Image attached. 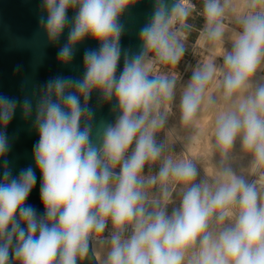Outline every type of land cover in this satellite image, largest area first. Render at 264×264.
I'll use <instances>...</instances> for the list:
<instances>
[{
  "label": "clouds",
  "instance_id": "clouds-1",
  "mask_svg": "<svg viewBox=\"0 0 264 264\" xmlns=\"http://www.w3.org/2000/svg\"><path fill=\"white\" fill-rule=\"evenodd\" d=\"M131 2L43 0L46 16L39 23L49 40L58 41L69 28L58 52L61 63L73 60L75 45L86 37L100 47L84 52L82 78L49 79L35 103L0 95V129L7 128L18 106L27 116L35 112L39 139L33 156L44 207L38 215L25 203L37 182L33 168L13 176L5 159L0 264H11L10 257L19 264H77L91 255L93 242L107 249L102 264H264V176L249 183L225 163L210 187L195 182L199 173L192 161L172 157L163 159L157 175L142 176L146 164L160 160L164 151L156 134L167 118L161 108L173 99L176 86L174 79L152 76L153 63L180 61L185 48L174 25L186 26L192 6L188 0L171 5L156 0L139 32L142 48L130 54L120 44L125 31L120 18ZM225 7L222 0H204L209 40L223 38ZM246 7L241 30L223 57L224 98L232 106L216 118L214 135L224 161L239 139L259 167L264 165V83L253 77L264 66V0H246ZM70 8L77 10L72 19ZM215 71L208 64L193 72L180 101L185 123L196 116ZM94 90L106 101L115 98L119 112L114 123L102 125L99 144L88 105ZM10 150V138L0 130V158ZM170 181L184 187L179 207L169 214ZM157 184L162 199H150L145 189ZM109 223L112 230L104 237Z\"/></svg>",
  "mask_w": 264,
  "mask_h": 264
},
{
  "label": "water",
  "instance_id": "water-1",
  "mask_svg": "<svg viewBox=\"0 0 264 264\" xmlns=\"http://www.w3.org/2000/svg\"><path fill=\"white\" fill-rule=\"evenodd\" d=\"M168 2L171 5L178 3L179 0ZM42 3L43 0H0V95L20 101L27 97L35 103V98L42 95L43 86L49 79L56 76L82 78L84 52L100 47L98 41L90 36L86 37L75 45L73 60L68 64L61 63L58 52L67 43L69 28L65 29L58 41L49 40L39 23V17L46 16V11L41 7ZM155 6L156 0H132L120 18L125 28L120 40L122 49L130 54L141 50L139 32L150 21ZM76 11L70 8L68 17L72 19ZM122 69L123 56L118 64L117 76ZM88 105L95 113L92 121L95 129L93 140L99 144L102 125L115 122L119 114L118 104L115 98L106 101L99 91L94 90ZM114 105L116 110L113 108ZM34 119V111L31 116H27L18 106L7 128L0 129L7 132L11 144V150L5 157L0 158V177L4 171L5 159L9 162L8 167L13 176H17L21 169L31 166L36 173L37 182L25 203L32 205L38 215H43L44 207L40 199L42 176L33 156V146L39 139ZM10 259L11 264H19L11 257ZM77 264H99L93 244L91 255L78 259Z\"/></svg>",
  "mask_w": 264,
  "mask_h": 264
},
{
  "label": "rangeland",
  "instance_id": "rangeland-1",
  "mask_svg": "<svg viewBox=\"0 0 264 264\" xmlns=\"http://www.w3.org/2000/svg\"><path fill=\"white\" fill-rule=\"evenodd\" d=\"M225 2L228 5H226ZM229 2H231L233 4V3H235V0H231V1L230 0H224V4L226 7H225V15L222 19V23L224 26L223 38L219 41H212V40H209L205 35V27L207 24V20H206V16L204 14V11H203L204 0H196L197 6L202 10V15H197L195 12L191 11L189 17L185 21L186 23L193 26V28H191L189 31V43H187V45L185 44L186 45L185 47L188 50L187 51L188 55L187 56L183 55L181 57L180 61L176 65L162 64L159 62H154L153 67H152V71H151L152 76L162 75V76H166L170 79H174L176 82L175 88H177V87L180 88V90H181L180 94H181V93L185 92L188 85L190 84L193 72L200 70L202 67H204L205 65H208V64H211L214 66L216 71H215V74L213 76V79L206 85V88H205L206 90H210L212 88V97H211L212 99L210 100V105L211 104H213V105H211L210 107H211V109L213 108L212 109L214 112L213 114H215L212 117L213 118L211 120L212 122L208 126L211 129V130L209 129L210 130L209 133L210 132L213 133V131L215 130V121H216V118L218 117V115L222 111L224 112V110L226 111L229 107L232 106L231 101H229V100L226 101L224 98V90L222 87V70L226 71V68L224 65L223 57L227 52L231 51L235 35L241 30V26H240L239 21L249 11V9L246 7V3H245V5L244 4L238 5L237 6L238 8L237 7L234 8V6H236L237 4L232 5L231 3L229 4ZM222 3H223V1H222ZM229 5H231V7L234 9H232ZM243 5H244V7H243ZM240 7H242V8L240 9ZM232 10H234L235 12ZM232 13H235V14H237V16L238 15L239 16L237 17L235 14H232ZM231 17H233L234 19ZM236 18H238L239 20ZM201 30H202V32L200 33ZM150 56L152 59L154 58L153 54H150ZM262 67L264 68V66H262ZM257 73H260L262 75L257 74ZM257 73H256L257 75L255 74V76H257V77H255V76L254 77L256 79L258 78V80H257L258 83H260L261 81H262V83H264V79H262V78H264V69H262V68L259 69L257 71ZM258 75H260L259 76L260 80H259ZM254 77H253V79H255ZM254 81H256V80H254ZM257 81L254 83H257ZM224 107H225V109H224ZM170 108H171V110H170ZM170 108L168 110V115L166 116L168 119L166 118L165 125L156 134L157 142L164 146V151L162 153V156H161L160 160H158L156 162H149L148 164H146V166L142 172V176L145 179H147L148 177L157 175L159 168L162 165L163 159L167 158V157H172L174 160H177V161H179V160H190V161H192L196 165V167L198 169V173H199L195 182L196 183L206 182L211 187L215 183V177L212 174L211 175L213 177H211V175H207V173H205L206 171L203 170L204 168L201 167L202 164H200V163L205 164V163L211 162L210 165H212L215 169H217V168L219 169V167L216 163L217 155H218V152H217L218 147H217L215 139H214L215 135L213 136L214 138H213L212 143L213 142L214 143L212 144V148L210 147V148L206 149V151H205V149H203L204 145H200V144L198 145L196 143V145H195L196 147H194V149L196 148V150H193L191 152H187L185 150L182 142L179 141L180 139L177 137L178 135L173 131L174 130L173 124L178 121L179 117L182 116V111H181L179 99H177L174 103H172ZM216 109H218V110H216ZM211 124H212V126H211ZM212 127H214V128H212ZM196 131H197L196 133H198V134L200 133L199 129H196ZM201 144H202V142H201ZM214 144L216 146L213 147ZM235 145H237V146L239 145L238 147L236 146V149L233 152V154H234L233 158L235 159L234 161L236 163L235 168L237 169L239 166L238 161H239V163H241L242 161H245L246 155H244V154H245L246 150L243 149L240 140H236ZM197 146L199 147V149H197ZM201 147H202V149H201ZM214 148H215V150H214ZM188 151H190V150H188ZM198 151L199 152L202 151V152L199 153ZM210 151H212V152H210ZM207 155H209V156H207ZM212 156H214V157L212 158ZM215 157H216V159H214ZM238 158L241 159L242 161H240ZM207 159H209V160L212 159L214 161L209 162V160H208V162H206ZM236 160H238V161H236ZM213 162H215V163H213ZM213 167H212V169H213ZM262 171H264V165H263ZM169 186L171 188V194L165 203H166L167 211L170 214L171 211L173 210V208L179 207V204H180V201L182 198L181 189L184 186L181 184H177L174 181H170ZM145 190L147 191L150 199L151 198L162 199L159 184H157L155 186L147 187Z\"/></svg>",
  "mask_w": 264,
  "mask_h": 264
},
{
  "label": "bare ground",
  "instance_id": "bare-ground-1",
  "mask_svg": "<svg viewBox=\"0 0 264 264\" xmlns=\"http://www.w3.org/2000/svg\"><path fill=\"white\" fill-rule=\"evenodd\" d=\"M223 1V3H224V0H222ZM231 1V0H230ZM188 3L191 5L192 3H191V1H189L188 0ZM226 3V2H225ZM231 2H229V4H230ZM245 3H246V0H235V3H233V4H237L236 6H234V8L235 7H237L238 5H242V4H244L245 5ZM232 4V3H231ZM232 4V5H233ZM226 5H228L227 3H226ZM244 5H243V7H244ZM230 7H231V5H229ZM232 8V7H231ZM234 8H232V9H234ZM238 8V7H237ZM242 7H240V9H241ZM236 10V9H235ZM232 11H234V10H232ZM235 12V11H234ZM237 12V11H236ZM232 14H235V13H232ZM236 16H237V14H235ZM239 16V15H238ZM237 16V17H238ZM231 18H233V17H231ZM234 19V18H233ZM236 19H238V18H236ZM239 20V19H238ZM236 36V35H235ZM149 59H151V60H153L152 58H151V56H150V54H149ZM154 64V63H153ZM262 69H264L263 67H261ZM262 71V70H261ZM260 71V72H261ZM257 74H260V73H257ZM256 74V75H257ZM260 75H262V74H260ZM260 75H258V77L260 76ZM255 77H257V76H255ZM254 77V78H255ZM254 80H258V78L256 79H253V81ZM259 80H260V77H259ZM262 80V79H261ZM256 81H254V82H256ZM257 83H258V81H257ZM260 83H262V81L260 82ZM214 90V89H213ZM180 88H175L174 89V97H173V99L171 100V101H167V102H165V104L162 106V110L161 111H163V112H165L166 113V116L168 115V110H169V108H170V106L172 105V103H174L177 99H179V101H181V98H182V95H183V93H181L180 94ZM212 97V88L210 89V90H206L205 89V93H204V99H203V101H202V103H201V106H200V108H199V110H198V112H197V114H196V116L190 121V122H188V123H185L183 120H182V116L181 117H179V119H178V121L177 122H175L174 124H173V131L178 135L177 137L180 139L179 141H181L182 142V144H183V146H184V148H185V150L187 151V152H191V151H193V150H196V148L194 149V147H196L195 145H196V143L199 145H204L203 146V149H205V151H206V149H208V148H212V144L214 143H212V141H213V136H214V129L212 130L213 131V133L212 132H210L209 133V131L211 130L208 126L210 125V123L212 122L211 120L213 119L212 117L215 115V114H213L214 112H213V108L211 109V105H213V104H211L210 105V100L212 99L211 98ZM227 101V100H226ZM229 103V102H228ZM228 105V104H227ZM216 106V105H215ZM213 107V106H212ZM221 107V106H220ZM229 107V106H228ZM227 107V108H228ZM230 108V107H229ZM224 109H225V107H224ZM223 109V110H224ZM170 110H171V108H170ZM215 110V109H214ZM216 110H218V109H216ZM225 111V110H224ZM223 112V111H222ZM168 119V118H167ZM211 126H212V124H211ZM210 126V127H211ZM200 127V128H199ZM212 128H214V127H212ZM196 129H199V131H200V133L198 134V133H196L197 131H196ZM210 129V130H209ZM215 139V138H214ZM237 140H239V139H237ZM201 142H202V144H201ZM216 142V141H215ZM238 142V141H237ZM214 146H216L215 144L213 145V147ZM236 146L237 145H235V142H234V145H233V147H232V149L230 150V153H229V158H228V160L227 161H224L223 160V158H222V155H221V151H220V149L218 148V150H217V152H218V155H217V161H216V163H217V165H218V167H219V169L217 168V169H215L212 165H210V161H214V160H209V159H207V161L206 162H208V160H209V162L210 163H200V164H202V168H204L203 170L204 171H206L205 173H207V175H213L214 177H215V181L219 178V176H220V172H221V169H222V167L224 166V164L226 163L227 164V166H229V167H231L232 168V170L234 171V173L235 174H237V175H240V176H243L249 183H251V182H254V181H259L260 179H261V177L262 176H264V171H262V168H263V165L262 166H259V167H257L256 166V164H255V161H254V157L252 156V154L250 153V152H247V151H245V154L244 155H246V157H245V161H242L241 159H239L240 161H242L241 163H239V161L238 160H236V161H238V164H239V166H238V168L236 169L235 167H236V163H235V159L233 158L234 157V154H233V152H234V150L236 149ZM239 146V145H238ZM237 146V147H238ZM205 147V148H204ZM197 149H199V147L197 146ZM201 149H202V147H201ZM188 150H190V151H188ZM214 150H215V148H214ZM213 151V150H212ZM212 151H210V152H212ZM199 152V151H198ZM197 152V153H198ZM202 152V151H201ZM201 152H199V153H201ZM214 152V151H213ZM194 153V152H193ZM205 153V152H204ZM241 153V152H240ZM198 155V154H197ZM196 155V156H197ZM213 155V154H212ZM243 155V154H242ZM207 156H209V155H207ZM241 156V155H240ZM199 157V156H198ZM197 157V158H198ZM202 157V156H201ZM200 157V158H201ZM214 156H212V158H213ZM242 157V156H241ZM196 158V159H197ZM236 158V157H235ZM203 159V158H202ZM214 159H216V157L214 158ZM200 161V160H199ZM202 162V161H201ZM213 163H215V162H213ZM214 165V164H213ZM212 167H213V169H212ZM209 173V174H208ZM211 175V177H213ZM93 244V250H94V253H95V255H96V257H97V259H98V263L99 264H102V260H103V258H104V256H105V253H106V251H107V249L105 248V247H103V246H101V245H99V244H96V243H92Z\"/></svg>",
  "mask_w": 264,
  "mask_h": 264
},
{
  "label": "built area",
  "instance_id": "built-area-1",
  "mask_svg": "<svg viewBox=\"0 0 264 264\" xmlns=\"http://www.w3.org/2000/svg\"><path fill=\"white\" fill-rule=\"evenodd\" d=\"M191 1V6H192V10L193 12H195L197 15H202V10L197 6L196 4V0H189ZM184 24L186 25L185 27H182L181 24L179 22H177L175 25H174V30H178L179 31V35H180V39H181V42L183 43L184 45V48H185V52H184V55L187 56L188 55V50L187 48L185 47L187 45V43H189V31L191 28H193L192 25L184 22ZM202 32V30L200 31V33ZM186 44V45H185ZM131 151V149H130ZM116 171H119V169L117 168ZM112 230V225L109 223L105 232L103 233V236L104 237H107L110 235V232Z\"/></svg>",
  "mask_w": 264,
  "mask_h": 264
}]
</instances>
